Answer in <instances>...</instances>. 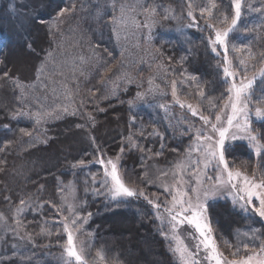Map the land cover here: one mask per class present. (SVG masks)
Wrapping results in <instances>:
<instances>
[{
  "label": "trees",
  "instance_id": "16d2710c",
  "mask_svg": "<svg viewBox=\"0 0 264 264\" xmlns=\"http://www.w3.org/2000/svg\"><path fill=\"white\" fill-rule=\"evenodd\" d=\"M252 1L243 0L241 18L229 35V44L240 42L241 46L249 45L255 60L264 63V22L252 14ZM257 1L264 5V0ZM66 2L0 0V216L11 221L18 208L31 204L20 218L27 236L24 241L26 252H23L21 260L12 259L3 264H58L67 242L62 223V198L64 189L71 183L77 185L83 204L81 213L84 216L92 214L87 218L95 236L93 251H102L105 264H156L139 248L145 239L159 264H175L159 233L152 204L142 196L114 203L102 190L87 192L82 179L100 176L99 157H119L125 182L160 204L163 194L142 183V158L156 157L165 164L182 154L185 140L178 143L167 134L153 139L151 134L140 132V125L133 121L136 116L130 114L127 104L118 101L103 103L102 112L96 113L92 121L87 120L82 110L48 125L49 138L44 144H29L21 140L22 130L26 127L16 118L22 106L13 80L24 84L36 81L35 69L52 46L46 22L57 17L66 7ZM212 2L216 8L212 9L211 17L205 13L203 18L200 9L207 6L209 0H146L142 8L168 7L177 15L176 25L187 33V46L165 45L158 41L154 49L168 71L195 76L207 98L222 102L228 85L223 83L219 52H213L211 48L209 38L214 39V31L206 25L227 29L231 26L234 10L231 0ZM189 4L196 17L195 23L187 15ZM225 16L228 22L221 23ZM22 20L27 21V27H20V31L16 26ZM15 51L24 54L23 57L29 61L27 65L23 63L22 68L17 67ZM259 85L260 81L257 87ZM135 90L130 89L121 96V100L129 99ZM254 129L264 134V122L255 124ZM89 135L95 137L94 143L89 140ZM68 140L71 142L66 144ZM228 159H235L236 168L250 176L254 172L259 175L258 164L264 165V154L258 159L251 157L247 146L242 144L236 145L234 155H229ZM218 210L227 216V230L221 233L224 232L229 240L236 228L248 224L249 219L233 211L228 204L212 206L209 212L217 215ZM129 239H132V244L127 243Z\"/></svg>",
  "mask_w": 264,
  "mask_h": 264
},
{
  "label": "rangeland",
  "instance_id": "374dc122",
  "mask_svg": "<svg viewBox=\"0 0 264 264\" xmlns=\"http://www.w3.org/2000/svg\"><path fill=\"white\" fill-rule=\"evenodd\" d=\"M73 4L75 12L65 14L63 17L58 15L46 22L51 34L52 46L41 62L44 64L43 71L37 73L36 81L24 84L13 80L22 106V111L16 118L26 127L22 130L21 140L29 144H44L49 138L48 125L74 116L64 113L62 109L65 107L68 108L69 113L79 114L83 110L87 120L92 121L96 113L102 112V104L112 101L127 104L130 114L136 116L133 121L140 125V132L151 134L153 139L167 134L178 143L185 140L182 154L165 164L160 163L156 157L142 158V183L163 194L160 199L161 207L157 209L153 206L159 233L174 263L181 264L179 255L173 251L176 241L171 238L172 233L166 219L165 208L171 196L163 185L171 186L177 183L182 173L184 184L177 186L189 190V195L194 196L195 194L190 190L197 187V179L203 183V187H208L215 181L216 173L211 166L205 170L203 163L199 165V175L192 167L200 157L198 153H189L188 150L190 146H194L193 132L200 129L203 122L198 116H193L186 106L181 107L180 104H190L214 121L216 111L226 102L228 93L222 102L209 99L205 94L201 97V88L196 78L192 79L193 76L186 72L175 74L168 71L153 47L155 43L160 41L165 45L179 44L184 47L188 44L187 33L176 25L177 15L168 7L145 10L142 7L146 5V0H67L65 6L70 7ZM113 4L116 5L115 8L112 7ZM121 6L125 8L123 14ZM251 6L252 14L264 22V5L253 0ZM172 23L175 24L171 25ZM16 27L21 31L23 27H27V21H20ZM249 48V45L241 46L240 42L230 45L228 37L227 58L232 62L233 69L238 68L239 61L243 59L249 69L247 76L257 77L256 85H258L259 72L264 68V63L262 60H255ZM217 50L223 68L225 66L223 49L217 47ZM23 56L21 51H15L17 67L22 68L23 63L28 64V59ZM240 75L244 73L241 72ZM173 81L176 83V96L172 94ZM133 88L136 89L134 94L127 100H121V96ZM258 95L259 92L252 97V103L249 104L253 128L258 123L255 117L256 108H264L263 103L257 100ZM177 100L180 103H177ZM36 113H41L45 117L40 123L36 122ZM49 113L51 115H48ZM262 122L264 121L259 123ZM70 142L68 140L66 144ZM235 144L247 146L251 157L256 159L260 157L255 154V150L246 140H238ZM181 163L184 167L178 171L176 165ZM99 165L101 169L99 177L82 179L85 190L93 193L102 190L107 199L118 203L119 201L110 198L106 189L100 187L103 168L100 163ZM207 177H212V181H208ZM131 199L128 198L126 201ZM217 204H228L233 211L249 219L246 226L233 231L232 239L229 240L224 232L221 233L227 230V216L221 210L217 211L220 218L216 213L209 212L216 243L223 256L233 260L251 255L253 252H260L261 245L264 244V221L258 216H248L234 209L231 197L226 194L217 196L214 204L210 202L209 211ZM62 205L64 217L68 216L69 220L73 215L68 211L69 206H72L79 216L87 218L81 213L83 204L76 184L71 183L64 189ZM30 206L31 204L28 203L18 208L20 211H15L11 221L0 216V264L12 259L21 260L23 252H26L24 241L27 236L22 230L20 218ZM125 225H128V222ZM74 235L78 247L83 245L89 264H105L102 251H93L95 236L89 227L88 218L87 223L83 224L80 231ZM178 235L183 239L184 244L196 253L195 230L183 225L178 229ZM127 243L132 244V239ZM145 243L146 239L140 242L139 248H142L141 251L147 254L150 261L159 264V259L156 258L155 253L151 254L152 251ZM244 245L247 247L245 248ZM237 247L241 251L233 256ZM98 252L104 256L103 261L97 257ZM196 259L199 264H209L203 250ZM58 264H65L64 253L60 255Z\"/></svg>",
  "mask_w": 264,
  "mask_h": 264
},
{
  "label": "snow or ice",
  "instance_id": "6c2138e0",
  "mask_svg": "<svg viewBox=\"0 0 264 264\" xmlns=\"http://www.w3.org/2000/svg\"><path fill=\"white\" fill-rule=\"evenodd\" d=\"M115 4L112 5L115 8ZM231 6L234 10V16L231 19V26L225 30H219L212 24H207L208 28L213 29L214 39H210V44L213 52H216L217 47H221L225 56V66L222 68L224 80L227 86L228 93L226 102L219 106L214 121L192 105L180 104L181 107H187L193 116H198L203 122L200 129L193 132L194 146L189 147V153L195 152L199 157L192 167L199 175V165L203 163V168L207 170L209 166L212 167L216 173V179L208 187H203V183L197 179V187L191 189L195 195H189V190H186L179 185H183V175L180 174L177 183L163 185L165 191L169 192L171 200L165 208L167 213V223L172 233V239L176 241V247L173 249L180 258L181 264H199L196 256L201 250L205 253V259L209 264H264V244L261 245L260 252H253L241 259L228 260L220 252L213 232L212 217L209 214L210 202L214 204L215 198L221 194H226L231 197L233 208L248 216H258L264 221V165L258 164L259 175L255 172L253 175H248L242 172L235 165V159L229 160V155H234L236 144L238 140H246L248 145H251L255 150L257 156L264 154V134L259 133L252 127V120L250 119L249 104L252 103V97L257 92V100L264 103V68L259 72L260 85L257 87V77L249 78L247 72L249 69L246 62L241 59L239 67L233 69L232 62L228 60V37L230 33L236 28L242 12L243 0H231ZM189 11L187 15L196 22V17L193 14L191 4H189ZM216 8V4L209 0L207 6L200 9V15L203 18L207 13L209 17L212 15V9ZM125 8L121 6V13L123 14ZM75 12L74 4L60 10L58 15L60 17L65 14ZM115 20V18H114ZM228 17L225 16L221 23H227ZM48 55H52L48 53ZM38 59H42L38 57ZM44 64L41 63L36 67L35 71L40 73L43 71ZM243 72L244 75H240ZM7 75V73H5ZM195 79V76L191 77ZM172 94L176 96V83L172 82ZM200 96H204L203 90L200 91ZM177 103H180L177 100ZM227 110V112L225 111ZM62 111L66 114L76 115V112L69 113L68 108H63ZM102 111V109H101ZM48 115H51L50 113ZM255 117L257 122L264 121V108L257 107L255 110ZM45 117L41 113H36V122L40 123ZM91 119V118H90ZM78 127H80L78 125ZM192 131V129H189ZM31 135V133H26ZM89 140L95 142V137L89 135ZM46 143V141H45ZM123 152V149H121ZM120 158L116 159L103 157L98 158V163L103 168V176L100 181V187L106 189L110 194L112 200L119 202H126L128 198L144 197L149 204L159 209L160 204L155 203L149 199L148 196L137 188L130 187L126 182L121 172ZM83 164V161H79ZM231 164V166H230ZM179 171L184 165L177 164ZM208 181H212V177H207ZM95 183V177H93ZM24 204V201H21ZM19 212L20 210L17 209ZM68 211L72 213V219L68 216L64 217L63 228L67 236V245L64 248L65 264H89L86 259V252L83 245L78 247L74 233L80 231V227L87 223V218L76 214L75 209L69 206ZM92 214L88 213L90 217ZM19 223V222H18ZM188 225L195 230V247L196 253H193L183 239L178 235V229ZM167 238V236H166ZM246 248L247 245H244ZM241 249L237 247L233 256H236ZM97 257L103 261L104 256L101 252L97 253Z\"/></svg>",
  "mask_w": 264,
  "mask_h": 264
}]
</instances>
